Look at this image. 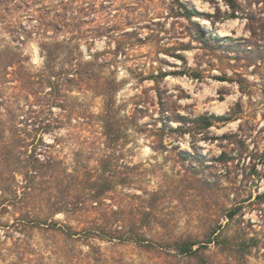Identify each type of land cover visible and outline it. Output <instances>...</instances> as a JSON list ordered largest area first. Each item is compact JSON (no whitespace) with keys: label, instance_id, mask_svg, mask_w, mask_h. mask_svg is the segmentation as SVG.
<instances>
[{"label":"rangeland","instance_id":"rangeland-1","mask_svg":"<svg viewBox=\"0 0 264 264\" xmlns=\"http://www.w3.org/2000/svg\"><path fill=\"white\" fill-rule=\"evenodd\" d=\"M182 1L195 7L198 3L200 12L212 16L214 28L209 19L195 17L208 25V31L236 39L250 36L248 20L242 14L226 18L230 6L224 0ZM26 3L10 14L8 19L14 23L13 27L4 29V23L0 22V39L14 45L26 39L23 51L30 57L34 70H40L45 62L40 45L43 37L34 29L42 18L57 17L59 24L67 22V29L57 31V36L60 40L78 36L85 61L95 60L96 52H101V60L111 56L113 51H106L116 49V40H124L120 46L126 50L119 52L120 62L116 64V77L122 81L117 104L123 116L135 114L141 124L152 126L156 119L163 120L162 112L167 108L194 115L239 112L234 120L213 126L208 139L197 141L190 134L172 135L175 142L171 145L167 138V147L161 146L153 133L140 130L133 123L117 153L124 165L130 166L124 172L133 178V183L118 188L115 204L117 207L121 203L126 213L132 211L139 216L138 212L147 208L150 197L157 192V207L143 227L155 241L176 237L204 240L208 232L219 226L223 239L236 235L244 226L256 245H251V254L241 264H264V197L259 198L264 194V67L237 61L232 58L239 55L234 49H230L228 58V53H224L227 42L222 46L213 41L203 42L196 30L190 28L189 20L176 15L179 0H26ZM173 6L176 11H171ZM254 7L261 8L264 16V0ZM22 27L32 29L33 33L24 34ZM50 30L53 34V28ZM128 31L134 34L128 39L121 38ZM139 36L145 40L140 45ZM154 41L175 46H180L177 42H190L192 49L172 51L182 54L185 60L160 49ZM125 52L130 56L127 62ZM189 66L205 70V76L198 79L187 74H170L158 82L154 77L161 69L171 72ZM93 68L102 70L97 65ZM104 72L109 74L110 69L105 68ZM223 75L232 79L215 77ZM64 82L58 81L55 89L46 84L31 90L13 89L10 95L14 96L20 126L37 135L38 140L43 137L45 142L55 144L52 149L56 156L72 169L76 164L86 165L93 160L89 143L98 135L102 139L96 115L103 111L104 98L90 89L69 87ZM43 123L53 127L44 131ZM228 134L236 135L233 142L224 138ZM58 142H63L59 148ZM194 144L204 159H183L179 150L194 156ZM223 151L228 159L218 161ZM18 179L23 177L19 175ZM52 185L53 202H58V183ZM28 202L33 211L39 212L38 206L46 201L42 194L30 196ZM235 205L242 206L235 218L228 219L223 208ZM15 215L18 214L5 213L1 217L0 223L6 225H0V264H197L194 258L167 255L159 249L146 250L134 242L67 239L62 234L39 229L29 230L25 236V232L12 225ZM56 218L77 228L84 226V221L68 220L63 213ZM221 246L212 243L206 249L215 264L227 263Z\"/></svg>","mask_w":264,"mask_h":264},{"label":"trees","instance_id":"trees-1","mask_svg":"<svg viewBox=\"0 0 264 264\" xmlns=\"http://www.w3.org/2000/svg\"><path fill=\"white\" fill-rule=\"evenodd\" d=\"M207 1L216 2L215 0ZM224 1L230 6L226 18H237L242 14V18L248 20L247 28L250 36L236 39L230 36H219L214 30H205L195 17L209 19L211 27L214 28L215 20L212 16L200 12L195 6L182 0H179L178 5L180 12L174 10L176 6H173L171 11H176L177 16L188 19L190 28L193 27L196 30L203 42L210 44V41H213L218 46L227 42L224 53H228V58H230V49H234L236 53L239 52V55L232 58L237 61H246V66L264 67V16L261 8L254 7L260 0ZM26 4V0H0V22L4 23V29L14 26V23L8 19L10 14H14ZM68 25L67 22L59 24L56 17V19L42 18L35 26L37 35L43 37L40 45L45 62L40 70L32 68L30 57L23 51L26 39L20 41L22 44L16 45L0 39V222L5 213H17L12 225L19 232H25V236L27 231L39 229L62 234L67 239L99 238L108 241L134 242L146 250L159 249L167 255L194 258L197 264H215L206 252L209 245L215 243L218 246L222 245L221 251L227 256L226 264H241L251 254V245H256L252 244L255 238L249 236L244 226L236 235H226L224 240L219 226L208 232L204 240L176 237L173 240L162 238L155 241L148 237L143 227L146 226V219L150 220V214H153L157 207V192L150 197L147 208L138 212L139 216L137 213L132 214V211L126 213L121 203L117 207L115 204V193L118 188L131 186L133 183V178L124 172V169L130 166L124 165L117 155L133 123H136L140 130L146 129L153 133L160 145L167 147L165 144L167 138L170 139L171 145L175 142L172 135L183 137L190 134L197 141L208 139L213 126L220 122L228 123L234 120L239 112L232 110V113L227 115L209 112L194 115L181 114L172 108H167L162 112L163 120L158 122L159 119H156L152 126L147 123L141 124L135 114L123 116L117 104V94L122 88V81L116 77L118 67L116 64L120 62L119 52L126 50V48L122 50V45L120 46L124 40H116L118 42L116 49L106 51V53L113 51L111 56H105L101 60L99 58L101 52H96L93 54L95 60L85 61L82 59L84 55L78 36L65 37L63 40L57 36V31L67 29ZM50 28H53V34H50ZM21 31L24 34L33 33L32 29L25 27H22ZM133 34L128 31L123 33L121 38L128 39V36ZM137 41L140 45L145 40L139 36ZM154 42L159 44L160 49L166 52L171 51L174 57L183 59L185 58L182 54L172 51L192 49L190 42H177L180 46L171 45L170 42ZM125 55L124 62H127L130 56L126 52ZM163 60L160 59V62ZM96 65L102 67V70L93 68ZM113 67L116 69L113 70ZM105 68L110 69L109 74L104 72ZM204 71L191 66L171 72L161 69L154 77L156 82L170 74H187L202 79L205 76ZM62 73H66L67 76H62ZM234 73L237 76L240 75L239 71ZM215 77L224 81L232 79L227 75ZM61 80L65 81L64 84L69 87L90 89L104 98L103 111L96 115L102 128L100 133L102 139L100 140L98 135L95 141L89 143L93 160L87 161L86 165L76 164L72 169H69L65 162L56 156L55 150L52 149L55 144L45 142L43 137L38 140L37 135L33 136L27 128L20 126V122L16 119L17 110L13 106L14 96L10 95L13 89L31 90L45 84L55 89L58 88V81ZM238 83L243 86L241 80H238ZM172 121L177 122L178 125L175 126ZM42 127L48 132L53 126L43 123ZM234 136L236 135L228 134L224 138L233 142ZM57 139L60 140L56 136ZM62 145L63 142H58V148ZM193 148L194 156L181 149L178 153L183 159H204V155L197 149L196 144ZM227 159V152L223 151L218 161H227ZM19 175L23 177V180L18 179ZM54 183H58V202H53L52 199L55 191L52 185ZM205 183L210 184L206 180ZM42 194L45 196V205L38 206L39 212L33 211L28 202L30 196ZM262 197L264 194L259 195L260 199ZM241 206L223 208L227 218H235ZM62 213L68 215V220L84 221V226L77 228L69 221L57 220V215ZM4 223L0 225H6Z\"/></svg>","mask_w":264,"mask_h":264},{"label":"bare ground","instance_id":"bare-ground-1","mask_svg":"<svg viewBox=\"0 0 264 264\" xmlns=\"http://www.w3.org/2000/svg\"><path fill=\"white\" fill-rule=\"evenodd\" d=\"M196 7H197V8H200V6H199V4H198V3L196 4ZM203 25H204L205 27H207V26H208V25H207V24H206L204 21H203Z\"/></svg>","mask_w":264,"mask_h":264},{"label":"water","instance_id":"water-1","mask_svg":"<svg viewBox=\"0 0 264 264\" xmlns=\"http://www.w3.org/2000/svg\"><path fill=\"white\" fill-rule=\"evenodd\" d=\"M197 8V7H196ZM198 9V8H197ZM202 26H203V28L205 29V30H207L208 31V28H206L203 24H202Z\"/></svg>","mask_w":264,"mask_h":264}]
</instances>
